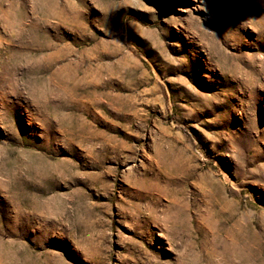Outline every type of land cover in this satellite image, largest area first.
<instances>
[{"label":"rangeland","instance_id":"1","mask_svg":"<svg viewBox=\"0 0 264 264\" xmlns=\"http://www.w3.org/2000/svg\"><path fill=\"white\" fill-rule=\"evenodd\" d=\"M0 264H264V0H0Z\"/></svg>","mask_w":264,"mask_h":264}]
</instances>
